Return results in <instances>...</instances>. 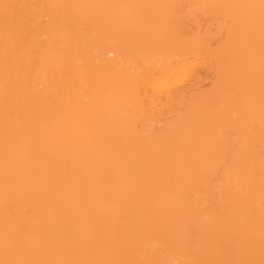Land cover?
<instances>
[{"label":"bare ground","instance_id":"1","mask_svg":"<svg viewBox=\"0 0 264 264\" xmlns=\"http://www.w3.org/2000/svg\"><path fill=\"white\" fill-rule=\"evenodd\" d=\"M4 2L0 262L264 264L260 0Z\"/></svg>","mask_w":264,"mask_h":264},{"label":"snow or ice","instance_id":"2","mask_svg":"<svg viewBox=\"0 0 264 264\" xmlns=\"http://www.w3.org/2000/svg\"><path fill=\"white\" fill-rule=\"evenodd\" d=\"M21 7L23 6L7 3V2H4V0H0V9H2V19H3L5 30L22 25L23 22H22L21 17H19V15L14 11L15 9L21 8ZM169 7L172 9L171 16L173 20V25L174 27H178L183 22L185 9L191 8V7H217V6L216 5L189 6V5L177 3V4H171ZM228 7H238L242 9H250L256 6L255 5H233V6H228ZM259 16H260L262 25H264V0H260V3H259ZM215 156H216V150L210 149L204 155V157L199 161V163L197 165H194L190 169L188 176H187V184L190 187H195L200 182L202 171L213 163ZM0 264H4V262H0Z\"/></svg>","mask_w":264,"mask_h":264},{"label":"rangeland","instance_id":"3","mask_svg":"<svg viewBox=\"0 0 264 264\" xmlns=\"http://www.w3.org/2000/svg\"><path fill=\"white\" fill-rule=\"evenodd\" d=\"M212 76V75H211ZM207 77H209V78H206V79H208L207 81H205L204 83L202 82V84H205L206 86H208L209 85V83L211 82V80H210V75L209 76H207ZM212 78V77H211ZM208 84V85H207ZM205 85H203V86H205ZM205 86V87H206Z\"/></svg>","mask_w":264,"mask_h":264}]
</instances>
